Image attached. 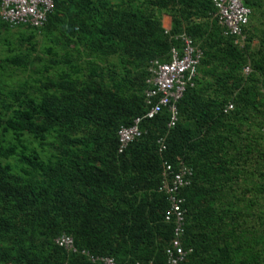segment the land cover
<instances>
[{
	"label": "trees",
	"instance_id": "obj_1",
	"mask_svg": "<svg viewBox=\"0 0 264 264\" xmlns=\"http://www.w3.org/2000/svg\"><path fill=\"white\" fill-rule=\"evenodd\" d=\"M246 4L244 48L212 0H54L41 31L0 21V264H101L57 244L61 233L118 264H167L163 161L194 172L185 264H264V26L252 24L264 0ZM156 10L203 56L175 127L167 111L144 119L119 153V128L148 109V62L179 46Z\"/></svg>",
	"mask_w": 264,
	"mask_h": 264
},
{
	"label": "built area",
	"instance_id": "obj_2",
	"mask_svg": "<svg viewBox=\"0 0 264 264\" xmlns=\"http://www.w3.org/2000/svg\"><path fill=\"white\" fill-rule=\"evenodd\" d=\"M246 1L212 0L214 12L211 17L217 20L224 34L231 36L240 48H244L247 44L246 29L252 14V9ZM53 8L54 0H1L0 19L12 26L26 24L31 28H42L47 23L48 15ZM163 27L165 34L170 36L171 24H163ZM170 37H174L179 46L171 48L168 61L155 58L148 62L144 91L148 109L143 115L136 117L131 125H123L119 128V153L124 152L131 142L143 135L144 131L140 128V123L144 119H152L161 112L167 111L169 114L167 128H174L179 120L178 103L186 89L195 85L203 51L185 31ZM250 71V66L244 68L245 73L248 74ZM232 108L233 104L229 103L226 111ZM262 131L264 133V125ZM157 145L160 152L166 149L165 136L158 138ZM193 175V169L183 162L175 167L172 163L163 161L159 191L166 194L169 202L165 219L174 222L172 238L165 248L167 264H185L189 252L182 245L186 226V208L184 207L186 199L182 191L191 185ZM55 241L69 252H80L91 262L118 264L113 256L94 255L85 249L79 251L75 247L73 237L66 233L58 235ZM137 264L141 263L137 262Z\"/></svg>",
	"mask_w": 264,
	"mask_h": 264
},
{
	"label": "rangeland",
	"instance_id": "obj_3",
	"mask_svg": "<svg viewBox=\"0 0 264 264\" xmlns=\"http://www.w3.org/2000/svg\"><path fill=\"white\" fill-rule=\"evenodd\" d=\"M156 12H157V14H159L160 16H161V18H162V15H163V13H166V12H164V11H157L156 10ZM167 14V13H166ZM252 24L254 25V26H264V16H261V13L258 15V17H257V19H254V20H252ZM14 32L16 31V32H21V33H23L24 31H25V29L23 28V27H21V26H19V27H15L14 29H12ZM257 44H258V42L257 41H254V43H253V45H254V47H256L257 46ZM2 47H3V45L0 43V51L2 50ZM6 54H7V51H6Z\"/></svg>",
	"mask_w": 264,
	"mask_h": 264
},
{
	"label": "crops",
	"instance_id": "obj_4",
	"mask_svg": "<svg viewBox=\"0 0 264 264\" xmlns=\"http://www.w3.org/2000/svg\"><path fill=\"white\" fill-rule=\"evenodd\" d=\"M162 21H163V24H167V25H169V24H171L172 23V18H171V16L170 15H168V14H166V13H163V15H162Z\"/></svg>",
	"mask_w": 264,
	"mask_h": 264
},
{
	"label": "clouds",
	"instance_id": "obj_5",
	"mask_svg": "<svg viewBox=\"0 0 264 264\" xmlns=\"http://www.w3.org/2000/svg\"><path fill=\"white\" fill-rule=\"evenodd\" d=\"M0 1H1V0H0ZM52 11H53V10H52ZM0 21L3 22V23H6L5 21H3V20H1V19H0ZM7 24L10 25L9 23H7ZM46 24H47V23H46ZM46 24H45V26H46ZM21 25H23V24H18V25H14V26L10 25V26L12 27L11 29H14L15 27H18V26H21ZM25 25H26V24H25ZM45 26H44V27H45ZM44 27H42V28H37V29H36V28H32V30H40V31H41V30L44 29ZM30 28H31V27H30ZM55 239H56V238H55Z\"/></svg>",
	"mask_w": 264,
	"mask_h": 264
}]
</instances>
